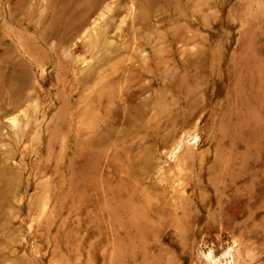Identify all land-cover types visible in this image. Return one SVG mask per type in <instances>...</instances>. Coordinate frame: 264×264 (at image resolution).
<instances>
[{
  "label": "rangeland",
  "instance_id": "374dc122",
  "mask_svg": "<svg viewBox=\"0 0 264 264\" xmlns=\"http://www.w3.org/2000/svg\"><path fill=\"white\" fill-rule=\"evenodd\" d=\"M0 264H264V0H0Z\"/></svg>",
  "mask_w": 264,
  "mask_h": 264
},
{
  "label": "bare ground",
  "instance_id": "6f19581e",
  "mask_svg": "<svg viewBox=\"0 0 264 264\" xmlns=\"http://www.w3.org/2000/svg\"><path fill=\"white\" fill-rule=\"evenodd\" d=\"M87 113L89 114V110L87 111Z\"/></svg>",
  "mask_w": 264,
  "mask_h": 264
}]
</instances>
